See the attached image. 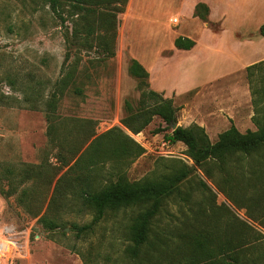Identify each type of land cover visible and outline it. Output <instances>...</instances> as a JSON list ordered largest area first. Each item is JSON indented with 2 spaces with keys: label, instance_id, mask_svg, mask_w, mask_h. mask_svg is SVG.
<instances>
[{
  "label": "rangeland",
  "instance_id": "obj_1",
  "mask_svg": "<svg viewBox=\"0 0 264 264\" xmlns=\"http://www.w3.org/2000/svg\"><path fill=\"white\" fill-rule=\"evenodd\" d=\"M182 1L134 0L133 8L144 16L160 11L159 25L165 30L171 28L169 20L176 17ZM107 10L98 9L88 19L94 31L82 45L83 33L79 32L82 22H77V15L68 4L60 9L63 21L45 0H0V264H148L150 260L164 263L172 256L178 257L173 248L180 243L179 234L190 232L194 226L223 224L224 218L228 216L233 220V215L264 234L258 221L248 216L262 218L264 199L246 200L244 205H236L223 192L227 189L218 185L220 176L228 174L220 172L212 163L205 167L211 168L213 178L207 177L202 168L193 166L191 175L182 185L189 194L187 201L176 198L167 202L158 220V235L168 240L167 251H151V257L141 255L132 259L124 252L125 247L132 244L126 230L137 208L120 209L113 215L107 213L92 229L78 233V227L89 223L93 217V210L82 204L78 194H72L81 185L70 187L66 180L62 181L59 192L49 203L53 184L46 187L34 176H55L54 181L65 172L68 167L65 156L73 144H77L75 150L80 148L83 130L93 134V139L112 127H119L144 148L133 160L125 154L114 157L108 151L99 150L100 155H95L87 166L93 188L115 180L116 170L123 171L132 181L164 170L170 159L179 158L192 165L182 142L165 141L164 134L170 129L158 116L139 134H134L121 122L127 115L125 100L137 108L146 85L141 86V82L129 74V55L126 51L122 55L116 52V38L115 55L108 57V23L105 28L100 26ZM182 13L187 15L185 10ZM182 15L177 16L180 24L186 22ZM215 15L219 17L221 29L248 33L256 38L264 23V0H219ZM120 16L117 15V26ZM140 29L133 36V42L141 40ZM103 35L105 38L101 39ZM101 41L106 44L105 48L100 46ZM225 62L227 68L228 54ZM263 67L252 70L253 86L257 88L262 85ZM66 72H72L73 77L60 93L59 81ZM244 75L247 79L246 69ZM253 97L257 100L256 107L252 104L253 115L258 116L256 109L262 108L264 100L258 94ZM175 104L177 106L178 102ZM203 109L198 112L202 113ZM226 116L222 112L216 120L208 122L205 131L211 141L229 126V123L225 125ZM252 116V124L247 117L239 119L240 131L256 129ZM179 120L177 111V123ZM116 145V141H107L103 148ZM258 166L264 168L262 153L233 158L228 167L229 175L253 177L252 170ZM86 171L83 167V172ZM28 176L31 178L27 179ZM201 180L206 187L201 185ZM239 184L244 185L245 181ZM245 196L255 198L257 194L246 193ZM37 206L40 207L38 215L32 212ZM225 208L230 214L224 213ZM198 210L202 217L195 220ZM43 214L46 220L42 222ZM214 218L218 220L213 221Z\"/></svg>",
  "mask_w": 264,
  "mask_h": 264
},
{
  "label": "trees",
  "instance_id": "obj_2",
  "mask_svg": "<svg viewBox=\"0 0 264 264\" xmlns=\"http://www.w3.org/2000/svg\"><path fill=\"white\" fill-rule=\"evenodd\" d=\"M54 12L62 17L60 9L63 4H68L71 12L77 15V22L82 25L79 32L83 33L82 45L88 42V36L94 31V26L88 21L98 9H108L100 21V26L104 28L108 23V57H113L115 51L113 48L114 40L117 36V15L125 10L128 0H45ZM194 15L206 20L208 15V6L202 2L194 7ZM101 17V15H100ZM100 19V18H99ZM77 22L76 26L77 27ZM259 34L264 36V23L259 27ZM105 36L103 35L104 39ZM104 47V42L99 43ZM174 45L180 49H189L194 42L186 37L178 36L175 38ZM264 66V60L258 61L246 67L247 80L250 93L252 95V104L256 107V98L254 95H260L264 100V74L261 77V87L253 86L252 70L261 69ZM264 68V67H263ZM128 72L131 76L141 82V86L146 88L142 90L141 98L138 101L137 108L125 100L124 108L127 115L121 120L123 125L134 134L141 132L155 116H158L168 127L170 131L164 134L165 141L169 143L182 142L185 145V155L192 161V165L179 158L169 160L162 171H154L138 180H129L123 171L116 170L115 180L108 184L93 188L89 183V163L93 162L95 155L99 156V150L114 157L122 154L131 157V160L144 152V148L135 142L130 136L123 133L119 127H112L105 132L96 135L86 133L83 130L80 134L81 146L75 150L74 145L70 147L65 156L67 169L54 181L55 176L44 178V176H34L36 181L41 182L46 187L53 184V189L49 199L51 203L53 196L59 192V186L62 181L70 184V187L81 185L79 190H73L72 194H78L82 204L93 210L92 220L78 227V233L88 231L99 222L106 214H115L120 209L137 208V212L131 217L127 226L126 233L131 245H127L124 252L132 259L151 257V251H167L168 240L161 237L158 220L168 201L179 198L181 201H187L189 194L185 193L182 185L191 175L193 166L202 168L207 177L213 178L211 168H206V164H213L220 172H226L228 176H220L223 185V192L226 197L238 206L245 204L246 200L258 201L264 199V168L258 166L255 176H230L228 167L233 158H246L253 155L264 154V102L262 108L256 109L258 116H252L256 129H247L241 132L231 123L228 128L221 131L215 141H211L204 127L197 123H191L188 126L177 125L172 129L171 125L177 123V107L174 106L171 99L163 98L156 91L148 88V72L136 60L130 59ZM72 72H66L65 76L59 81L63 92L71 82ZM79 90H76V92ZM53 101V100H52ZM48 102V105L52 102ZM51 128V127H50ZM49 132V129L47 133ZM86 135H84V134ZM122 134V137H118ZM91 139V140H90ZM118 142V145L104 149L105 142ZM87 145L82 148L85 144ZM79 155V156H78ZM100 161V160H99ZM72 162V163H71ZM83 167L87 168L83 172ZM73 175V176H72ZM31 178L28 176L27 179ZM45 179V180H44ZM245 181L240 185V181ZM91 182V181H90ZM201 185L206 187L201 180ZM233 188L236 192H233ZM25 191H22L21 198ZM246 193H255L257 196L247 198ZM40 207H35L32 211L39 214ZM226 215L230 212L227 208ZM183 214V213H182ZM174 217L173 214H170ZM251 219L257 220L258 224L264 228V215L262 218H256L252 214L248 215ZM202 215L198 213L194 216L197 220ZM224 218L223 224H214L210 227L208 224L194 226L187 233L179 234L180 243L173 248L178 257H171V260L165 262L149 261L148 264H264V234L247 223L246 221L232 216ZM46 220L45 214L40 216V221ZM218 220L214 218L213 221ZM49 223L54 224L52 220ZM199 222V221H198ZM205 222V221H204ZM165 247V248H163ZM165 249V250H164ZM172 252V250L170 251Z\"/></svg>",
  "mask_w": 264,
  "mask_h": 264
},
{
  "label": "crops",
  "instance_id": "obj_3",
  "mask_svg": "<svg viewBox=\"0 0 264 264\" xmlns=\"http://www.w3.org/2000/svg\"><path fill=\"white\" fill-rule=\"evenodd\" d=\"M182 2L176 17L169 20L171 28L162 30L160 11L151 16L141 15L133 8L134 0H128L117 26L116 52L122 55L126 51L130 59H136L146 69L149 89L171 99L174 106L178 102L177 125L197 123L207 129L210 121L224 112L225 125L233 123L240 131L239 119L247 117L252 124L253 115L252 96L244 72L247 66L264 60V44L260 45L264 43V36L259 34L254 38L248 33L221 29L219 17L215 15L219 0ZM200 2L208 6L206 20L194 15V7ZM179 15L186 18L185 23L180 24ZM138 28L142 30V38L133 42ZM178 36L191 39L194 45L189 49L175 47ZM226 54L230 58L227 68ZM188 94H191L189 98ZM202 108L203 112L199 113Z\"/></svg>",
  "mask_w": 264,
  "mask_h": 264
},
{
  "label": "water",
  "instance_id": "obj_4",
  "mask_svg": "<svg viewBox=\"0 0 264 264\" xmlns=\"http://www.w3.org/2000/svg\"><path fill=\"white\" fill-rule=\"evenodd\" d=\"M176 126H177V123H173V124L171 125L172 129L176 128Z\"/></svg>",
  "mask_w": 264,
  "mask_h": 264
},
{
  "label": "built area",
  "instance_id": "obj_5",
  "mask_svg": "<svg viewBox=\"0 0 264 264\" xmlns=\"http://www.w3.org/2000/svg\"><path fill=\"white\" fill-rule=\"evenodd\" d=\"M174 21L176 22V18H174Z\"/></svg>",
  "mask_w": 264,
  "mask_h": 264
}]
</instances>
